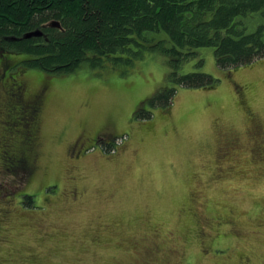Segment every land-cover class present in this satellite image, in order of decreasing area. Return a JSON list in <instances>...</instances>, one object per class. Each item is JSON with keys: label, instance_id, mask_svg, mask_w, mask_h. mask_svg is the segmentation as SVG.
I'll return each instance as SVG.
<instances>
[{"label": "rangeland", "instance_id": "374dc122", "mask_svg": "<svg viewBox=\"0 0 264 264\" xmlns=\"http://www.w3.org/2000/svg\"><path fill=\"white\" fill-rule=\"evenodd\" d=\"M197 52L179 74L213 88L170 82L151 50L129 67L6 71L48 93L37 175L0 174V264H264V58L222 69L214 47ZM170 87V107L151 104Z\"/></svg>", "mask_w": 264, "mask_h": 264}, {"label": "trees", "instance_id": "16d2710c", "mask_svg": "<svg viewBox=\"0 0 264 264\" xmlns=\"http://www.w3.org/2000/svg\"><path fill=\"white\" fill-rule=\"evenodd\" d=\"M52 20L62 30L42 27ZM37 29L42 36L23 38ZM206 46L222 69L264 58V0H0V54L53 74L84 63L129 67L151 50L168 58L170 82L213 88L219 80L208 73L179 74ZM176 93L164 89L150 102L170 107Z\"/></svg>", "mask_w": 264, "mask_h": 264}, {"label": "flooded vegetation", "instance_id": "af4514ba", "mask_svg": "<svg viewBox=\"0 0 264 264\" xmlns=\"http://www.w3.org/2000/svg\"><path fill=\"white\" fill-rule=\"evenodd\" d=\"M4 52L0 54V174L30 183L39 170L38 124L48 87L43 84L31 91L21 78L22 72L8 75L6 71L18 66L19 55ZM98 139L96 135L91 141Z\"/></svg>", "mask_w": 264, "mask_h": 264}, {"label": "water", "instance_id": "95a60500", "mask_svg": "<svg viewBox=\"0 0 264 264\" xmlns=\"http://www.w3.org/2000/svg\"><path fill=\"white\" fill-rule=\"evenodd\" d=\"M42 27L43 28H59L62 30L61 23L59 21H56V20H52V21L44 24ZM42 35H43V31L41 29H37V30L26 33L23 38L28 39V38H32V37H40Z\"/></svg>", "mask_w": 264, "mask_h": 264}]
</instances>
